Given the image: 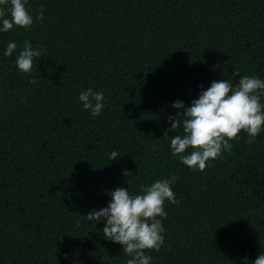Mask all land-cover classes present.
I'll use <instances>...</instances> for the list:
<instances>
[{
  "label": "trees",
  "instance_id": "trees-1",
  "mask_svg": "<svg viewBox=\"0 0 264 264\" xmlns=\"http://www.w3.org/2000/svg\"><path fill=\"white\" fill-rule=\"evenodd\" d=\"M30 4L42 21L0 33V264H126L83 215L172 174L178 203L165 202L153 264H251L264 252V132L192 171L170 152L180 130L167 117L213 80L235 84V69L264 78V0ZM9 40L43 49L30 74L3 56ZM89 87L106 97L96 117L78 100Z\"/></svg>",
  "mask_w": 264,
  "mask_h": 264
},
{
  "label": "clouds",
  "instance_id": "clouds-1",
  "mask_svg": "<svg viewBox=\"0 0 264 264\" xmlns=\"http://www.w3.org/2000/svg\"><path fill=\"white\" fill-rule=\"evenodd\" d=\"M30 0H0V33H7L14 27L31 30L35 22L44 18L43 6L31 12ZM43 49L25 40L17 50V43L9 40L3 48L4 57H13L17 69L30 74L36 58ZM234 84L230 79L213 80L206 89L201 86L198 97L186 104L180 99L171 103L175 115H168L170 128L178 134L167 137L170 152L192 171H204L211 162L221 158L225 151H231L232 140H239L243 132L248 143L264 132V78L257 75H240L235 69ZM22 101L25 98H21ZM83 110L96 117L102 113L106 97L102 91L89 87L78 94ZM165 136V135H164ZM155 147V146H154ZM122 154L113 150L107 159L116 160ZM129 170L123 175L128 177ZM177 177L172 174L142 185L138 193H131L123 186L111 190L106 207L91 209L83 215L87 222L96 226L103 222V239L122 245L126 264H153L148 250L158 252L165 244L166 231L162 220L166 218L165 202L178 203L172 185ZM78 226V225H77ZM65 253V259H68ZM244 264H249L244 258ZM251 264H264V252L258 254Z\"/></svg>",
  "mask_w": 264,
  "mask_h": 264
}]
</instances>
